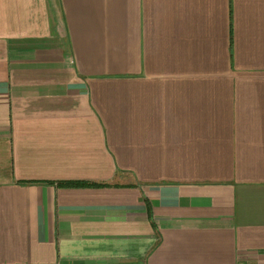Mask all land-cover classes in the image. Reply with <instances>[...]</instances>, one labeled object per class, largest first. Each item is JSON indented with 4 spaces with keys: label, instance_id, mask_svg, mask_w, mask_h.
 Here are the masks:
<instances>
[{
    "label": "crops",
    "instance_id": "0c3cea01",
    "mask_svg": "<svg viewBox=\"0 0 264 264\" xmlns=\"http://www.w3.org/2000/svg\"><path fill=\"white\" fill-rule=\"evenodd\" d=\"M0 264H264V0H0Z\"/></svg>",
    "mask_w": 264,
    "mask_h": 264
},
{
    "label": "trees",
    "instance_id": "16d2710c",
    "mask_svg": "<svg viewBox=\"0 0 264 264\" xmlns=\"http://www.w3.org/2000/svg\"><path fill=\"white\" fill-rule=\"evenodd\" d=\"M74 185V184H73ZM78 185H79V183H78ZM81 185V184H80ZM94 185V184H93ZM95 185H98V184H95ZM99 185H102V184H99Z\"/></svg>",
    "mask_w": 264,
    "mask_h": 264
}]
</instances>
